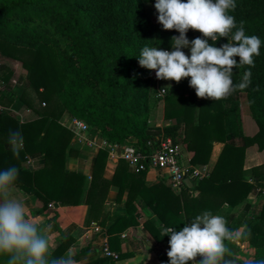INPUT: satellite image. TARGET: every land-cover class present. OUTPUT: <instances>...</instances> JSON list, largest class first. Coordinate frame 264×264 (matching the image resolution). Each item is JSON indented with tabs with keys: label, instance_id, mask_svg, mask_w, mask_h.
Here are the masks:
<instances>
[{
	"label": "trees",
	"instance_id": "trees-1",
	"mask_svg": "<svg viewBox=\"0 0 264 264\" xmlns=\"http://www.w3.org/2000/svg\"><path fill=\"white\" fill-rule=\"evenodd\" d=\"M152 3L155 0H0V55L21 63L27 80L21 94L0 90V99L6 107L17 104L32 115L24 122L12 112L0 115V170L15 166L19 170L17 189L43 203L42 209L33 212L34 217L47 212L52 203L84 205L88 207L87 226L96 223L106 228L113 223L107 234L119 261L100 256L82 263L92 256L87 247L74 255L76 264H118L134 257L133 252H122V235L140 226L141 206L155 215L143 223V233L154 245L159 263L169 264L170 237L161 235L159 225L179 231L206 210L218 215L224 206L236 209L249 196L262 195L264 165L249 171L244 166L248 148L257 146L264 151V0H236V9L230 12L237 25L244 22L246 35L258 36L262 43L260 55L254 57L255 67L250 69L251 85L222 100L198 98L190 78L174 81L165 98H157L152 70L141 67L138 56L145 46L171 51V38L179 33L164 30L153 20L147 11ZM201 36L194 30L187 33L190 41ZM226 43L228 38H220L215 46ZM246 70L247 65L233 69L234 83L241 81ZM13 76V70L6 68L0 73V82L7 86ZM257 86L259 90L254 91ZM240 93L247 95L259 127L253 137L243 133ZM158 101L164 102L167 121L181 123L153 129L150 115ZM64 115L86 122L93 135L112 144H131L141 150L148 142L157 144L163 135L172 137L192 153L193 166L209 164L215 142L223 143L224 148L213 172L181 195L173 193L166 180L153 184L148 172L136 173L122 160L112 178H106L109 156L104 150L97 152L89 179L67 168L68 160L82 150L72 145L73 134L62 125ZM17 131L23 143L14 154L9 134ZM233 139H239L241 145L229 143ZM37 155L43 168L25 166ZM112 191L119 204L127 194L121 216L107 211ZM58 218L55 213L52 221L56 225ZM225 219L234 231L243 227L238 241L248 244L255 259L264 258V203L256 220L242 223L235 213ZM59 232L62 241L53 250L55 257L63 256L76 242V236ZM226 243L235 257L242 253L234 241ZM6 262L7 256L0 255V264ZM237 264L244 260L238 257Z\"/></svg>",
	"mask_w": 264,
	"mask_h": 264
},
{
	"label": "clouds",
	"instance_id": "clouds-1",
	"mask_svg": "<svg viewBox=\"0 0 264 264\" xmlns=\"http://www.w3.org/2000/svg\"><path fill=\"white\" fill-rule=\"evenodd\" d=\"M154 7L163 29L175 30L179 35L171 38V51L143 47L138 56L141 67L154 70L159 80L180 83L190 78V87L201 99H226L251 85L250 69L255 67L254 57L260 55L262 42L258 36L246 35L244 22L237 25L230 14L237 7L236 0H155ZM189 30L199 31L202 36L190 41ZM220 38H228V43L217 47L215 43ZM183 49H189L190 55ZM245 65L249 70L238 84L234 83L233 69ZM258 90L257 86L254 91ZM9 143L14 154H18L22 134L11 132ZM18 177L15 166L0 170V255L7 256L6 264H76L72 248L63 256H53L48 235L51 226L44 227L27 216L25 203L17 195ZM159 227L162 236L170 237L169 264L238 262L226 242L242 234L230 229L221 215L206 210L179 231L164 225ZM244 264H264V258H249Z\"/></svg>",
	"mask_w": 264,
	"mask_h": 264
},
{
	"label": "crops",
	"instance_id": "crops-1",
	"mask_svg": "<svg viewBox=\"0 0 264 264\" xmlns=\"http://www.w3.org/2000/svg\"><path fill=\"white\" fill-rule=\"evenodd\" d=\"M152 4L155 5V3H152ZM183 51L186 54L189 53L190 55L189 49H183ZM3 59L6 62L5 66H8L9 68H11L14 72V76H16L15 78H17V74L19 73L20 75V70L18 69V65L16 67V64H21V63L12 61L4 57ZM13 63L15 64V66H12ZM173 82L174 81L167 80L165 85H171ZM13 83L16 84L17 81H13ZM237 98L241 105V121H242L243 133L247 137H253L258 133L259 127L251 115L247 95L245 93H240ZM11 109H13L18 115H21L25 121L30 120L32 118L31 113L26 108L21 107L17 104L13 105ZM159 109H160V112H159L160 116L158 120L159 121L158 127H160L161 130L166 126L181 123L182 120L175 119V120L167 121L165 119L164 102L161 105H159ZM151 117H152V114H151ZM66 118H67V115H64L63 120H65ZM150 123L152 125V120L150 121ZM182 129L184 131L183 124H182ZM229 143H232L236 146L241 145V141L239 139L229 140ZM19 148H21L20 145L18 146V149ZM223 148H224L223 143L215 142L209 164L204 165V166L203 165L195 166L196 168H198L200 171H202L205 174V177L209 176L213 172ZM86 152L87 154L89 153V156L85 158L87 159V163H85L84 160H81L80 158L78 159L70 158L67 162V168L71 171L83 173L88 176H91L94 158L96 157L97 153L93 151H86ZM182 155H183V160L185 164L191 165L190 159L192 157V153L187 152L185 146L182 149ZM29 160L31 161L32 167L35 170L41 169L44 166L43 161L38 155L30 157ZM261 165H264V151H260L257 146H252L248 148L246 151L244 170L249 171ZM116 168H113L112 166H110L109 163H107L105 177L108 179L112 178ZM106 173H110L111 176H108ZM148 179L153 184L159 182V180L156 179L154 174L148 175ZM261 180H263V178H261ZM250 182L252 183L254 181L250 179ZM262 186H264L263 183H262ZM22 196L29 197L28 195H25V194H22ZM110 196L117 198V193L115 191H112L109 197ZM126 200H127V194L125 195L123 202L119 204V206L121 207L120 212L116 214L115 213L112 214L114 217L123 215V213L125 212ZM40 203L41 201L39 199H36L34 202L35 208L37 210L42 209V206L40 205ZM263 203H264L263 195L261 194L251 195L249 196V198L247 199V202L244 205H241L237 207L236 209H231L229 206H224L218 215H221L226 218L229 214L235 213L237 214V216H239V213H238L239 210L244 209V214H246V216L248 214L249 216H252V218L249 220H254L255 218L258 219V214L262 209ZM53 204H54V207L49 208V209L53 211L54 214L57 213L59 215L57 223L62 233L65 234L66 236L75 235L76 231L79 230V234L76 235V242L72 246L73 251L77 250L78 246H80L79 250L90 247L91 255L93 257L95 256L94 258L100 257L101 256V243L105 235L104 232L106 231L107 233V229L113 223L109 222L106 228L101 227L103 229V233H97L92 226V224L97 225L96 223H92L90 226H87L86 224L87 214H88L87 206L82 205L78 207H62L59 204H56V203H53ZM114 206L116 207L117 205L114 204ZM139 212L141 213V218L139 219L140 226L136 229H131L128 232L124 233L127 235V237L124 239L122 238L124 240V243L122 244V247H121L122 252H129V253L133 252L135 256L130 259L124 260L122 262L123 264H160L157 259V253L155 251L154 245L151 243L149 238H147L143 233V223L147 219L155 218V215H153L148 209L144 208V206L139 207ZM47 215H49L48 211L42 215L35 216V221L37 223H44L46 225L48 224L47 226H51L50 225L51 223L49 222L50 220H48V219H51L50 218L51 216H47ZM51 227L52 229H54V225ZM238 231L242 234V232L244 231V228L241 227ZM234 242L240 247L242 251V253L237 255L239 258H241L244 261L249 258H254L252 256L253 251L249 249V246L247 243H240L238 239L234 240Z\"/></svg>",
	"mask_w": 264,
	"mask_h": 264
},
{
	"label": "built area",
	"instance_id": "built-area-1",
	"mask_svg": "<svg viewBox=\"0 0 264 264\" xmlns=\"http://www.w3.org/2000/svg\"><path fill=\"white\" fill-rule=\"evenodd\" d=\"M152 76L155 85V95L157 98L164 99L169 87V85H165L167 80L157 79L154 70H152ZM6 112L15 113L22 122L25 121L13 109L3 105L0 99V115ZM62 125L72 132L73 146H77L82 151H93L96 153L100 150L107 151L109 156L108 163L113 168H116L118 162L122 160L136 173L148 172V175L154 174L159 181L166 180L172 192L176 195H181L188 188L186 180H190L194 185L205 177V174L195 166L185 164L182 155L184 145L176 142L172 137L163 135L158 139L157 144L148 142L146 149L141 150L131 144H112L99 135H93L90 126L78 118L67 116L65 120H62ZM84 162L87 163V159L84 158ZM28 164H31L30 160H28ZM89 179H91V176H89ZM259 190L264 196V186L259 188ZM53 207V203L49 205V208ZM92 226L97 233H103V229L100 226L95 224H92ZM104 234V239L101 243V256L119 261V254L110 248L109 236L106 231ZM126 237V234L122 235L123 239ZM199 259L201 257H197V260Z\"/></svg>",
	"mask_w": 264,
	"mask_h": 264
},
{
	"label": "rangeland",
	"instance_id": "rangeland-1",
	"mask_svg": "<svg viewBox=\"0 0 264 264\" xmlns=\"http://www.w3.org/2000/svg\"><path fill=\"white\" fill-rule=\"evenodd\" d=\"M147 11L149 12V14L153 18V20L157 22L158 21V12L155 9V7H154L153 4L147 5ZM188 55H189V53H188ZM0 58H1L0 59V73H1L8 66H5L6 62H5V60L3 59V57L1 55H0ZM17 65H18V69L20 70V75L18 73L17 74V78H15L16 76H13V78L11 79L9 85H7V86L6 85H3L0 82V90H4L3 92H5V93H7V92H14L15 94H21L24 91V89L27 87L26 72L24 71V69H23V67H22L21 64H16V67H17ZM12 66H15V64L13 63ZM13 81H17V83L14 84ZM162 103H163V101H158L156 104H154V108H153V111L151 113L152 114V117L150 115V118L152 120V125L151 126L155 130H158V128H159V130H161V128L158 127V124H159V121L158 120H159V116H160V113H159L160 112L159 105H161ZM45 106H46L45 104L42 105L43 108H45ZM63 119H64V117L62 118V120ZM87 156H89V153L87 154L86 151H81V154L78 157H74V158H76V159L80 158L81 160H84V158H86ZM25 166L31 167V164H28V161H27V163L25 164ZM106 174L108 176H111L110 173H106ZM22 194L23 193L19 189H17V195L25 203V208H26L27 216L30 219H32L34 222H36L35 221V217L32 214H33V212L38 211L35 208V204H34V202H35V200L37 198L34 197V196L23 197ZM114 204H116L117 206L115 207ZM40 205L43 207V203L42 202L40 203ZM106 208H107V211L110 214H114V213L116 214V213L120 212V210H121V207L119 206V203H117V198L116 197H113V196L108 197L107 202H106ZM47 211H48V214H49L47 216H51L50 217L51 219H48V220H50L49 221L51 223L50 225L51 226L54 225V229H52V227H50L48 229V235H49V238H50L51 247L54 250V249H56L58 247V245L62 241V236H61V232L58 231L59 230L58 225H56L52 221V218L54 216L53 211H51L50 209L47 210ZM238 213H239L238 218L241 219V222L242 223H245V222L249 221V219L252 218V216H249V214L247 216H246V214H244V209H240ZM254 220H256V218ZM44 222H46V221H44ZM38 224H44V223H38ZM47 225H46V227H47ZM78 234H79V230L76 231V233H75L74 236H76ZM79 248H80V246L77 247V250H74V253L75 254H77L80 251ZM94 257L91 256L90 258L83 260L82 263H87V262L93 261V260L96 259ZM118 264H123V262L120 261Z\"/></svg>",
	"mask_w": 264,
	"mask_h": 264
},
{
	"label": "water",
	"instance_id": "water-1",
	"mask_svg": "<svg viewBox=\"0 0 264 264\" xmlns=\"http://www.w3.org/2000/svg\"><path fill=\"white\" fill-rule=\"evenodd\" d=\"M186 184L189 188L193 187V184L190 182V180H186Z\"/></svg>",
	"mask_w": 264,
	"mask_h": 264
}]
</instances>
